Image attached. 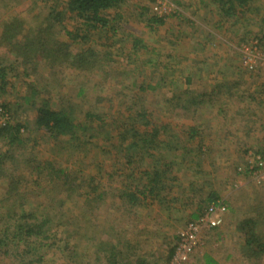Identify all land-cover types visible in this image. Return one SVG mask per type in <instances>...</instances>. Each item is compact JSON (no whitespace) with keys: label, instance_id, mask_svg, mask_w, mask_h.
<instances>
[{"label":"trees","instance_id":"16d2710c","mask_svg":"<svg viewBox=\"0 0 264 264\" xmlns=\"http://www.w3.org/2000/svg\"><path fill=\"white\" fill-rule=\"evenodd\" d=\"M54 1L56 4L51 5L50 12L42 18L38 13L29 17L26 12H21L0 19V47L5 50L0 54V97L6 95V101L0 102V113L4 115L0 120V264H45L51 259L46 256L56 257L58 254L67 262L78 258L77 264H145V250H138L140 244H135L132 238L124 242L125 238L118 236L119 222L124 218L129 222L131 216L153 205L170 211L169 206L179 199L175 189H178V195L184 193L181 190L184 179L175 171L179 157L185 161L188 156L195 165L204 159L205 144L199 134V125L177 132L168 123H151L147 117L152 114L145 109L146 106L142 107L135 99H125L126 91L121 84L101 82L99 85L94 81L92 87L87 85L86 79L92 81L90 77L99 71L101 65L100 61L98 63V51L90 44L92 31L106 28L111 23L107 16L111 10L121 19L124 12L121 5L126 0ZM251 1L202 0L206 7H212L209 13L214 14L216 21L219 19L220 29L225 23H240L252 10ZM60 2L61 8L58 9ZM11 3L21 1L2 0L1 6H11ZM148 13V8L137 13L145 17V25L153 29L164 24L165 17ZM66 17L75 20L73 30L64 26ZM57 26L63 27L67 41L59 40L56 31L60 30H55ZM111 29L116 28L111 26ZM262 33L259 41L264 42V31ZM74 43L80 44L76 52L71 50ZM139 43L135 42V49ZM61 68L67 73L59 76L55 70ZM68 69L69 72L66 71ZM40 70H46L45 80L40 75L37 77ZM191 78L188 75L186 83L191 82ZM99 79L106 81V73ZM224 84H216L215 89L208 93L194 91L190 101L184 87L178 92L183 96L176 100V104H182V109L192 106L195 113L203 100L211 102L214 93L226 95L221 88ZM155 90L154 86L148 89L149 92ZM16 97H21L24 105L12 103ZM26 105H30L28 119L21 118L26 110L11 112L12 106L21 108ZM105 105H110L111 112L114 106L123 105L129 114L127 117L125 113L117 114L111 123L105 122ZM220 113H226V110ZM238 114L224 127L238 125L243 118L240 112ZM109 129H112V134ZM32 134L43 137L42 143L33 141ZM106 137H111L109 145L120 153L119 158L103 159L112 165L117 163V171L109 174V180L116 177L112 181L117 188L110 195V200L97 177L89 174L87 179L80 180L83 173L80 168H87L82 164L83 154L94 152L95 148L104 152L105 148L98 143ZM231 141L228 138V142ZM38 145L43 150L35 151ZM47 147L51 153L56 148V156L64 151L72 156L79 155L76 161L79 167L73 170L67 160L59 159L61 162H58L41 158ZM102 162H97L95 167L101 168ZM190 179L185 192L199 190L203 197L205 192L199 186L202 179L199 172L192 173ZM218 200L213 191L206 193L205 202L208 204L215 206ZM100 206L104 207L107 217L99 224L90 223L94 221V214L99 215V211H93ZM258 215L264 216L263 212H258ZM197 217V214H192L193 219ZM258 219H248L239 225L245 233L246 250L243 252L255 261L264 255ZM93 229L99 237L105 236L108 240H99L95 250L81 252V239L85 238L86 230ZM177 243L176 236L170 258ZM53 247L59 252L49 250ZM204 258L207 264H217L207 254Z\"/></svg>","mask_w":264,"mask_h":264},{"label":"rangeland","instance_id":"374dc122","mask_svg":"<svg viewBox=\"0 0 264 264\" xmlns=\"http://www.w3.org/2000/svg\"><path fill=\"white\" fill-rule=\"evenodd\" d=\"M20 1L21 3H11V6L7 4L4 7L0 0V19H7L11 14L21 12H26L29 17L38 13L42 18L50 12L51 5L56 4L54 0ZM168 1L171 3L167 6L169 14L160 16L165 17L162 26L151 29L145 25V17L137 14L146 8L148 14H156L157 9L152 0H126L121 5V11H124L122 18L118 19V13L114 14V10L107 12L111 23L106 28L93 30V36L90 37V44L98 51V63L100 61L101 65L99 71L96 70L90 77L92 81L86 79L88 86L92 87L94 81H98L99 85L101 82L119 83L126 91L125 99H135L142 107L146 106L145 109L152 114L147 117L148 121L168 123L177 132L199 125V134L205 144V156L199 165H195L188 156L185 161L179 157L175 171L184 179L185 183L181 187L184 193L178 195L179 191L175 187L174 192L179 199L169 206L170 211L153 205L131 216L129 222L124 218L119 222L118 236L125 238L124 242L127 238H132L135 244H140L138 250H145V264H169V253L176 244V236L189 229L188 225L205 213L210 205L205 202L206 193L211 190L218 195L220 203L227 205L223 212L224 221L221 226L205 229L198 235L196 245L185 264H207L205 254L211 256L217 264H264V255L255 261L244 254L245 233L239 227L248 219L261 218L258 219V231L264 242V216L258 215V212L264 214V42L259 41L264 31V0H252V10L240 23H225L221 29L218 27L219 23L217 24L219 19L216 21L214 14L209 13L212 7H206L202 0ZM61 3L58 4V9L61 8ZM178 14L187 20H181ZM63 22L70 30L76 25L75 20L67 17ZM111 26L116 29L112 30ZM62 29L63 27H55V30H60L56 31L59 40L65 42L68 39ZM136 41L141 42L137 49L134 48ZM79 46L80 44L74 43L71 50L76 52ZM3 53L5 50L0 47V54ZM45 71L40 70L37 77L40 75L45 80ZM55 71L59 72V76L65 72L63 68ZM66 71L69 72V69ZM105 73L108 79L100 80L101 74ZM188 75L192 78L191 82L186 83ZM221 82H225L221 88L227 94L218 96L214 93L211 102L208 99L203 100L204 103L197 107L195 113L192 106L182 109V104H176V100L183 96L178 92L184 87L187 88V99L190 101L196 91L210 92ZM150 86H154L156 90L149 92ZM4 98L6 95L0 97V102L6 101ZM11 101L24 105L21 97ZM29 107L30 105L21 108L12 106L10 109L12 113L26 110L21 118L28 119ZM218 108L223 110L219 111ZM103 109L107 114L105 122L109 121L108 123L115 120L117 114L125 113V117L129 114V110L123 105L114 106L112 112L110 105H105ZM225 110L227 124L240 115L238 112L243 116L238 123L240 126L237 127L246 130H243L245 133L240 137V129L236 126L224 127L216 124L219 112ZM136 111H139L138 108ZM3 119L4 115L0 113V120ZM109 131L112 134V129ZM32 137L33 141L42 143L43 137L36 134H32ZM110 138H103V142L98 143V146L105 148L104 152L95 148L94 152L84 153L82 164L87 168H80L83 170L80 180L87 179L89 174L97 177L99 185L108 192V200L112 192L117 190L115 182L112 181L116 177L109 180L110 172L117 171V163L112 165L113 163L103 159L120 156L109 145ZM228 138L232 141L228 142ZM39 150H43V147L38 145L35 151ZM55 150L56 148L51 153L49 147L45 148L41 158L58 162H61L59 159L67 160L73 170L79 167L76 162L79 155L72 156L64 151L56 156ZM97 162L103 163L99 169L95 167ZM146 165L147 163L144 166ZM196 172L202 177L199 186L205 192L203 197L199 190L194 193L185 192L191 174ZM107 199L106 204H109ZM202 200L203 203L200 204ZM97 211L100 212L99 215L94 214V221L90 222L95 225L107 217L104 207L100 206L93 212ZM192 214H197L198 217L193 219ZM79 223L83 225L81 220ZM101 239L108 240L105 236L99 237L94 229L86 230L79 249L81 252L95 250ZM49 250L58 251L54 247ZM175 250L176 248L173 253ZM46 258L51 259L45 264H77L79 261L77 258L67 262L61 254Z\"/></svg>","mask_w":264,"mask_h":264},{"label":"built area","instance_id":"2783aa9c","mask_svg":"<svg viewBox=\"0 0 264 264\" xmlns=\"http://www.w3.org/2000/svg\"><path fill=\"white\" fill-rule=\"evenodd\" d=\"M152 2L157 9L155 12L158 16L169 14L167 6L171 3L168 0H152ZM259 164H261L260 161ZM225 209V206L220 202L215 206L210 204L203 215L188 225L189 229L178 234L176 250L170 258L169 264H185L196 245L198 235L205 229H214L222 225Z\"/></svg>","mask_w":264,"mask_h":264},{"label":"crops","instance_id":"0c3cea01","mask_svg":"<svg viewBox=\"0 0 264 264\" xmlns=\"http://www.w3.org/2000/svg\"><path fill=\"white\" fill-rule=\"evenodd\" d=\"M234 120V119H233ZM231 121H228V125H229V123H230ZM216 124H218V125H220V126H225V125H227V119L225 118V113H223V114H221L220 112H219V116H218V121H216ZM232 126H240L239 124L238 125H232ZM243 130H246L245 128H243ZM243 130H241L240 129V133H239V137L241 136V135H243L245 132H243Z\"/></svg>","mask_w":264,"mask_h":264}]
</instances>
